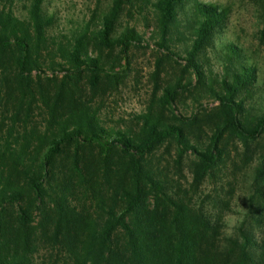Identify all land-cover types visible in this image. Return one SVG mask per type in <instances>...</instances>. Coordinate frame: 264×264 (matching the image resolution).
<instances>
[{
	"label": "trees",
	"instance_id": "1",
	"mask_svg": "<svg viewBox=\"0 0 264 264\" xmlns=\"http://www.w3.org/2000/svg\"><path fill=\"white\" fill-rule=\"evenodd\" d=\"M146 1L153 44L189 76L164 86L132 133L105 126L83 96L85 84L96 92L122 79L91 42L118 47L124 70L130 48L148 45L134 26L116 33L123 5L134 2L112 0L96 28L61 44L43 0L19 12L16 0H0V264H264V78L258 84L257 66L235 43L224 46L219 74L204 67L227 18L221 5L192 0L187 11L189 0ZM181 13L191 41L183 54L172 45ZM258 34L264 40V24ZM194 85L215 104L194 97L196 110L178 112L179 94ZM203 125L204 140L194 135ZM229 139L254 163L247 214L231 239L221 215L194 197L220 179ZM161 147L175 149L177 165L193 155L189 184L154 163ZM220 195L214 205L227 204Z\"/></svg>",
	"mask_w": 264,
	"mask_h": 264
},
{
	"label": "rangeland",
	"instance_id": "2",
	"mask_svg": "<svg viewBox=\"0 0 264 264\" xmlns=\"http://www.w3.org/2000/svg\"><path fill=\"white\" fill-rule=\"evenodd\" d=\"M30 0H16V11L22 10V4ZM112 0H43V9L48 15H52L50 34L61 44L67 40H73L79 33L88 30L89 32L97 27L104 13L108 11ZM134 6L127 3L116 25V33L122 31L126 26H134L144 36L148 45L142 47H131L128 51V65H124L119 59V48L112 50L105 48L98 49L94 43L89 44L92 55H101V60L106 67L114 66V70L122 76L121 81L115 88H111L107 81L101 84L100 88L93 92L88 85L84 86L83 98L88 99L105 126L137 132L140 121L138 115L146 112L149 106H155L161 95L164 86L183 77V82L188 79V74L182 72L181 66L174 63L164 55H161L153 44L152 36L155 32L154 14L150 3L146 0H132ZM186 4L188 11L192 0ZM218 4L227 11V18L224 24L213 36L212 44L207 48L203 58L206 60L204 67L211 71V76L219 74L222 70V55L225 52L224 46L228 43H235L242 48L250 64L258 68V84L262 85L264 78V40L259 39L258 30L264 24V0H199ZM138 6L141 9H138ZM186 17L181 13L177 21V32L173 34V46L183 54V49L190 45V34L186 29ZM162 58L159 68L156 67L158 58ZM157 71V74H155ZM209 71L206 73L210 77ZM49 75V74H48ZM219 80V78H218ZM218 80L214 86H218ZM154 81L158 87L154 86ZM202 91L195 85L190 91L179 94L175 105L177 111L190 115L196 110L197 102H208L210 100L203 96ZM200 96V97H199ZM256 99V98H255ZM261 102V100H259ZM211 103L210 105H214ZM264 104V103H263ZM201 112V111H200ZM202 113V112H201ZM206 126L194 128V135L199 134L202 140L206 139ZM228 157L221 167L218 176L220 179L205 181L201 190L194 196L200 197L203 204L221 215L223 222L234 219L240 214L243 218L247 214V202L250 190V181L253 174V164L247 165L242 157V149L236 140L229 139L226 142ZM175 149L173 147H161L155 152L154 163L159 166L165 174L174 180L184 184L191 181L190 166L193 160L192 154L183 157L181 163H175ZM220 181L225 183V189L216 192L214 188L219 186ZM227 201V204L214 205L217 195ZM198 199V198H197ZM243 219V220H244ZM226 229V228H224ZM43 251H40L42 254Z\"/></svg>",
	"mask_w": 264,
	"mask_h": 264
},
{
	"label": "clouds",
	"instance_id": "3",
	"mask_svg": "<svg viewBox=\"0 0 264 264\" xmlns=\"http://www.w3.org/2000/svg\"><path fill=\"white\" fill-rule=\"evenodd\" d=\"M243 214H240L234 219H229L226 221V229H222L223 235L229 239L234 238L237 234V230L243 223Z\"/></svg>",
	"mask_w": 264,
	"mask_h": 264
}]
</instances>
